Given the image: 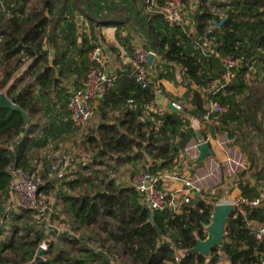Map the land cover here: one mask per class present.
Returning <instances> with one entry per match:
<instances>
[{
  "label": "trees",
  "instance_id": "trees-1",
  "mask_svg": "<svg viewBox=\"0 0 264 264\" xmlns=\"http://www.w3.org/2000/svg\"><path fill=\"white\" fill-rule=\"evenodd\" d=\"M115 1L122 4L117 6ZM131 3L145 8V0H0V90L6 89V97L20 110H0V264H30L46 239L30 211L19 208L10 217L5 212L3 200L11 183L8 167L33 171L48 140L55 143L74 132L66 111L68 98L95 67L88 54L103 43L100 29L119 30L126 25L128 18L122 13L129 14ZM210 4L226 14L220 27L216 25L221 18L210 12ZM143 20H138L140 47L158 57L156 79H173L177 67L194 109L162 111L151 82L142 88L128 76L129 69L110 76L112 84L99 99L96 128L77 140L91 159L72 180L61 181L65 189L57 192L72 232L53 234L55 241L47 242L36 264H216L220 253L229 264H264V239L257 242L241 219H228L222 244L208 257L188 253L197 240L204 239L203 228L210 224L213 205L197 200L178 215L152 213L134 188L116 177L122 168L130 178L140 171H168L195 139L187 117L201 122L208 101L227 106L217 117L220 127L210 122L214 130L225 128L238 143L243 139L248 172L261 173L264 0H199L189 29L183 23L169 25L153 13L145 14ZM116 37L132 56L135 49L130 39L119 31ZM202 42L210 44L208 53L201 49ZM228 56L240 59L233 79L218 90H209L224 73L223 59ZM253 66L258 70L252 73ZM55 107L57 115L62 111L64 122L57 115L49 116ZM151 108L156 112H150ZM111 112L118 113L111 115L113 121H109ZM204 124L205 128L210 125ZM52 161L44 158L41 176L46 183L41 189L46 192L54 190L48 169ZM238 186L242 196H257L255 188L241 182ZM261 213L248 210L247 218L256 219Z\"/></svg>",
  "mask_w": 264,
  "mask_h": 264
},
{
  "label": "built area",
  "instance_id": "built-area-1",
  "mask_svg": "<svg viewBox=\"0 0 264 264\" xmlns=\"http://www.w3.org/2000/svg\"><path fill=\"white\" fill-rule=\"evenodd\" d=\"M145 10L148 13L161 16V18L169 25L181 23L176 19L178 15H187V13L184 12V0H145ZM221 11L222 10L216 7L210 9V12L214 15H219ZM3 12L4 10H2V13ZM225 17V13H222L221 16H219L221 19ZM187 22L189 23V27L192 28L193 22L190 19ZM209 23V29H212L214 27V22L210 21ZM86 27L87 26L84 28ZM148 54H152L154 57L156 56L155 53L140 48L130 60L131 69L128 76L142 88L148 87L150 83V72L147 64ZM88 58L95 67L88 71L85 80L82 82L81 86L70 95L66 104L68 120L74 129L73 137L75 136L77 138H82L86 133V124L97 110L95 103L105 94L107 88L112 84L110 75L105 72L108 57L104 54L102 45H95L88 54ZM223 65L225 68L224 73L221 75L220 80L212 83L209 90H218L230 83L234 76L233 70L240 66V59L232 58L230 56L225 57L223 59ZM153 90L156 96L162 94V90L159 86H153ZM127 102L129 105L132 103L130 100ZM168 104L171 105L173 111L180 112L183 110L182 106L175 101H169ZM149 111L153 113L156 112L152 109ZM226 111L227 106H223L217 101H208L205 105L202 121L203 123H217V117ZM203 142L207 141L205 140ZM193 149H196L197 151V145H195ZM60 150L61 149L58 151ZM58 151L57 153L60 155L61 151ZM194 157L196 158L197 154ZM66 158L64 164L56 162V164H53L50 168L52 174H56V178H59L58 175H61V170L66 168L67 164L71 161L68 156H66ZM240 166L241 171L246 168L245 165ZM33 168V171L26 172L20 168H16L14 165L8 167V173L11 177L8 197L15 199L14 203L18 209L21 208L30 211L35 223H41L42 221H45L44 223H46L48 221V207L46 203L40 199L39 192L46 182L41 176L42 172L37 170L38 167L33 166ZM171 171L172 170L169 169L168 173L163 171L155 174L140 171L131 178L132 187L138 194L140 201L150 212L165 211L172 215H178L181 214L184 207L189 206L192 202L197 200L211 203L213 207L218 204L231 205L233 210L229 215V218L232 220L241 219L244 227L252 233L257 242H261L264 239V224L255 228L247 218L248 210L261 207L263 197L249 198L242 196V194H238L234 197L228 196V198L224 199H215V197L211 199L203 194L202 187L199 185L201 181L200 178L182 179L183 188L170 191L162 185L161 181L163 178L169 177ZM239 182H241V177H238L237 175V178L234 181V187L239 188ZM207 226L203 228L204 239L207 237ZM51 238L52 235H48V237L40 244L44 250L47 249V242ZM164 240L170 242L168 238Z\"/></svg>",
  "mask_w": 264,
  "mask_h": 264
},
{
  "label": "crops",
  "instance_id": "crops-1",
  "mask_svg": "<svg viewBox=\"0 0 264 264\" xmlns=\"http://www.w3.org/2000/svg\"><path fill=\"white\" fill-rule=\"evenodd\" d=\"M199 0H188L187 1V5L184 4V12L187 13V15H183L180 14L176 17V19L178 21H180L181 23H183L188 29H189V23L187 21H189V19L194 17V13L197 11V3ZM140 6V3L137 4H130V10L132 11V13L127 16L128 20H127V24L124 25L123 27H121L119 30H116L115 27H107V28H101L100 29V35H102L103 37V48H108L109 50L107 51L106 56H110L109 60L111 61L110 64L111 66L109 67L108 65L105 66V70L107 71V67L110 69V71H107L109 74L112 73H117L119 71H123V70H128L131 67V55L129 54V50H126L127 47H125V42L122 41H118L117 37H116V32L119 31L120 36H125L127 38L130 39V46L135 49L136 46H139V41L141 42V44H143V40L142 38H140V36H142L140 34V24L138 23V18L140 17L138 15V13L136 12V14L134 13L135 9H137V7ZM138 16V17H137ZM191 32V31H190ZM193 33V32H191ZM127 46V45H126ZM210 44L209 43H203L201 44V49L204 51H206V53H208L210 51ZM205 53V52H204ZM108 62V61H107ZM153 63V69L150 68L149 66V72H150V82L152 83L153 86H159L162 90V94L160 96H157L158 100H157V107L160 110H170L168 109V102L169 101H175L177 103H183V107L184 109L188 110L189 112H192V110L194 109V106L191 103V96L187 95V88L186 85L184 84V82H182V78H181V74L180 71L177 67H175V75L173 77V79H156L157 78V73L156 71H154V66L158 63V57H154V59L152 60ZM151 63V64H152ZM190 87H192L193 89H195V86L189 85ZM97 110L94 112L93 115H95L97 117V111H98V105H99V100L95 103ZM153 110V108H151ZM156 111V110H155ZM112 114L117 115L118 113L116 112H111L110 116H109V121H113L112 118ZM57 115V114H55ZM63 113L61 110L58 111V115L57 117L59 118L58 120L61 122L65 121V118H63ZM189 120V127L193 129L194 131V140H191V142L189 143L188 147L186 148L185 152H181L179 153V155L177 156V158L174 161V164L171 168V175L167 178H163L161 183L162 185L167 188L170 191H174V190H180L183 188L182 186V179H194V178H200L203 179L204 175H202L201 170H203L207 164L206 162H228V163H236V156L237 153L239 155V159H242L241 162L243 165H245L246 167L249 166V161L247 159L246 154H244L241 150L242 146H245V141L242 139L241 141L236 142L233 138V136L231 137L229 134H231V132L228 134L227 131L225 130V128H220L218 130H214V124H211L210 122L208 124L209 127L205 128V124L201 121L199 122L197 118H191L190 116L187 117ZM91 119V118H90ZM89 119V120H90ZM95 121H97V119L94 118ZM99 122V119L97 121V124ZM96 124V126H97ZM215 125L217 127H220L219 123H215ZM95 126V128H96ZM230 130V129H229ZM229 135V136H227ZM238 136V135H237ZM207 141V143L210 146V155L208 156V158H206L205 160H203L202 162H198L197 161V157H198V151H196V149H192L189 152V149H191L192 147H194L195 145L200 144L203 141ZM51 140H48V144L50 143ZM235 141V142H234ZM57 144V143H56ZM52 145V146H56ZM52 146H47L52 147ZM63 148V147H62ZM64 150V149H63ZM62 150V153L65 152ZM57 153V151H56ZM70 153H67L66 156H68L70 158ZM197 154V157L195 158L194 156ZM243 155V157L241 156ZM48 158V157H47ZM52 158H50L51 160ZM71 160V158H70ZM236 160V161H235ZM240 161V160H238ZM36 163V162H35ZM34 163V164H35ZM54 164V162L51 163V166ZM263 165V164H262ZM50 166V167H51ZM48 166L49 169V177L52 174L51 169ZM68 167L67 171L65 172L66 176L67 174L72 175L74 172H76L74 169L77 168L76 164L73 163V160H71L68 165L66 166ZM207 168V167H206ZM166 173H168V171H164ZM78 173V171L76 172ZM242 173V171H241ZM240 172L238 174H241ZM55 174V173H54ZM237 174V175H238ZM129 176V173H128ZM76 177V176H75ZM203 177V178H201ZM220 178H222V175L220 176ZM73 176L68 177L66 180H72ZM226 180V179H225ZM221 181V179H219V182ZM201 183V181H200ZM199 183V184H200ZM222 183V182H220ZM241 183L243 185H248V187L250 188H255V190L257 191V196L256 197H263L262 200V205L261 207L258 208V210L260 212H262L261 214L256 216V219L250 220L251 224L253 227H258L259 225L264 224V168L262 169L261 173H258L255 176H252L251 174H247L241 177ZM201 185V184H200ZM229 184L225 185L223 184L220 187V193H214L215 196H222V195H227V193H224L225 191L230 193L229 197H234L238 194H241V191L238 187H234L233 185H230V187H227ZM233 186V187H231ZM212 191V190H210ZM210 191H206L203 190L202 188V192L205 196H210V194L213 193H208ZM214 191V190H213ZM222 192V193H221ZM212 198V197H210ZM216 198V197H215ZM222 256H224L223 258H225L226 256L223 254L221 255L220 253V257L217 261L216 264H219L218 262L222 259ZM226 261L224 262V264H229L227 257L225 258Z\"/></svg>",
  "mask_w": 264,
  "mask_h": 264
},
{
  "label": "rangeland",
  "instance_id": "rangeland-1",
  "mask_svg": "<svg viewBox=\"0 0 264 264\" xmlns=\"http://www.w3.org/2000/svg\"><path fill=\"white\" fill-rule=\"evenodd\" d=\"M114 4L115 5L122 4V2L115 1ZM213 7H215V6L214 5L212 6L210 4V8H213ZM137 8H138V10L135 9L134 13L136 14V11H137L138 15L140 16L138 18V20L144 22L143 17L148 12L142 6L141 7L138 6ZM131 13H132V11L130 10L129 14H126V13H122V14L127 17ZM222 13L224 14V11H221L219 13V15H217V16L218 17L221 16ZM111 14H112V12H111ZM111 14L109 13L110 17L113 16V14L112 15ZM139 26H140V30H141L142 29V25H139ZM81 29L82 28L80 27V30ZM101 31H102V29H101ZM140 34H142V31L140 32ZM140 38H142V36H140ZM103 44L104 43H102L101 45H103ZM104 45H103V47H104ZM140 46L142 47V44L139 41V46L135 47V50L133 51L131 57H133L135 52L138 51L141 48ZM108 50L109 49L106 48V47L103 48V52H104L105 55L107 54ZM107 57H108V62L106 63V65H108L110 67L111 66V64H110L111 61L109 60L110 56L108 55ZM130 69L131 68H129V71H130ZM257 70H258V67L257 66L254 67L253 66V68L251 69V72L253 73L254 71H257ZM22 71H23V69L19 70L13 76L12 80H10V81L12 82L15 78H17L22 73ZM107 71H110V69L108 67H107ZM107 71H105V72L108 73ZM261 74H262V72H260V75ZM109 75L110 76H114L115 73H112V74H109ZM5 92H6V89L0 90V93L5 94ZM179 104L182 106V109H184V107H183L184 104L183 103H179ZM57 108L58 107H55L53 109L54 112H50V115H49L50 117L55 116V114H56L55 110ZM153 110H155V108H153ZM94 118L97 119V121L99 119V117L98 116L96 117L95 115H93L91 117V119L87 122L86 127H85L86 134L88 133L89 128L95 129L97 121H95ZM73 135H74V132L72 131L68 135V137L64 136L62 138H59L58 142H55V143L50 141V143L47 145V146H52V145H55L57 143L56 146H58V147H56V148H55V146H52V147H49V148L46 147V148L41 149L39 151V156L36 158V159H38V161H36V163L34 164V166L38 167L37 170L42 172V170L44 169V158L45 159H48V158H52L53 159L54 158V164H56V162H58L60 164H64V162L67 159L66 158V154L70 153L69 155H70L71 160H73V163H75L76 166H77V168H75L74 170L75 171L76 170L80 171L81 168L84 166V163H87L88 160L91 159V154L89 152H84L80 148V146H79L80 142H77V140L79 138H77L75 136L73 137ZM59 148L61 149L60 150L61 151L60 155H59V153H56V151H58ZM192 149H193V147L191 149H189V152ZM62 150L65 151V152L62 153ZM60 151H58V152H60ZM241 156L243 157V155H241ZM236 160H235L236 163H234V164L233 163H228V162H216V163L214 161L211 162V163L210 162H206V164H207L206 167L207 168L205 167L203 170H201V173H202V175H204V178L201 177L203 179H201V183H200L201 185L200 184L199 185L203 188V190L206 191V193H207V191L212 190V191H210L208 193H213V194H210V196L208 195L207 197H212V198L216 197L215 199H220V198L224 199V198H228V196H230L231 191H229V192L225 191L224 193H227V195H222V196H215L214 193H220V187L223 184L227 185V184L230 183V185L234 186V181L237 178V174L239 172L241 173V170H240L241 166L240 165H243L242 162H241L242 159H239L238 153H237V156H236ZM238 160H240V161H238ZM32 165H33V163H32ZM248 167H246L245 169H247ZM137 168L140 169V166H138ZM67 169H68V167H66L63 170H61V175H58L59 178H56V174H53V175L50 176L51 181H53L52 183L54 185V190H50V191L46 192V191H44V189H40V191H39L40 192V199L42 201H44L46 203L47 207H48V218H47L48 221L46 223H44L45 221H42L41 223H34V221H33V223L36 224L37 226H39L40 230L42 229L44 231V236L46 238L48 237V235H52L51 241H55V238H56V236L53 235V234L58 235V234L67 232L68 230H69V233L72 232V230H71L72 228L69 229V224H68L70 222V218L67 216V214L65 212L62 211L63 204H62L61 200L57 199V192L60 189H65V188H62L63 185L61 184V181H65L70 176L71 177L73 176V178L75 176H77V173H76L77 171L74 172L72 175L67 174V176H66L65 172L67 171ZM245 169L242 170V173H245L246 175L250 174L248 172L249 170L247 169V171H245ZM125 170H126L125 168H122L121 173L116 176L117 180L120 181V183H122V184H124L126 186H132V181H131L130 176H128V173L127 172L123 173V172H125ZM221 175H222V178H220ZM219 179H221L220 182H222V183L219 182ZM230 185H228L227 187H230ZM233 186H231V187H233ZM14 202H15V199H13L12 197H8V196L3 200V208H4L5 212H7L9 217L13 214V212H19L18 207L15 205ZM25 221L28 222L25 219L22 220L23 223H25ZM221 255H223V254H221ZM223 257L224 256H222V259L218 262L219 264H224V262L226 261V259H225L226 257L225 258H223Z\"/></svg>",
  "mask_w": 264,
  "mask_h": 264
},
{
  "label": "water",
  "instance_id": "water-1",
  "mask_svg": "<svg viewBox=\"0 0 264 264\" xmlns=\"http://www.w3.org/2000/svg\"><path fill=\"white\" fill-rule=\"evenodd\" d=\"M225 19H221L219 23L216 25L220 27ZM154 59V55L148 54L147 56V64L151 65L152 60ZM1 109H10L13 111H20L18 107H16L5 94L0 93V110ZM168 109L173 110L171 105L168 104ZM24 121H27V117L24 112H21ZM198 157L197 161L200 163L210 155V146L207 142H203L197 145ZM233 208L231 205H222L218 204L213 207V211L211 214L210 224L207 226V237L204 240H197L196 244L193 248H191L188 253L191 254H201L204 257H208L213 248L220 246L223 241V236L225 233V226L229 219V215L231 214ZM44 249L39 246L35 255L30 264H36L37 260L40 258Z\"/></svg>",
  "mask_w": 264,
  "mask_h": 264
}]
</instances>
